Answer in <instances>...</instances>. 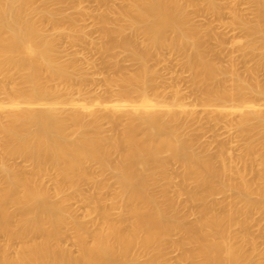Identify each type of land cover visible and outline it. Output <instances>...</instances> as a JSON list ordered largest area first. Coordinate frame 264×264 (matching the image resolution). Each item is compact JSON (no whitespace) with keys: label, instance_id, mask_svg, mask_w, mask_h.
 I'll return each mask as SVG.
<instances>
[{"label":"bare ground","instance_id":"6f19581e","mask_svg":"<svg viewBox=\"0 0 264 264\" xmlns=\"http://www.w3.org/2000/svg\"><path fill=\"white\" fill-rule=\"evenodd\" d=\"M94 1L0 0V264H264V0Z\"/></svg>","mask_w":264,"mask_h":264},{"label":"rangeland","instance_id":"374dc122","mask_svg":"<svg viewBox=\"0 0 264 264\" xmlns=\"http://www.w3.org/2000/svg\"><path fill=\"white\" fill-rule=\"evenodd\" d=\"M81 5H83L85 8H87L88 10H91L95 5V1L94 0H81ZM238 7H241V9L247 13V14H250V10L248 8V5L245 3V2H241V4L238 6ZM199 21L201 22L202 18H198ZM87 21H89V19H87ZM233 34L237 37L242 38L240 37L241 36V32L239 30H234L233 31ZM172 67V63L169 62L168 63V69H170ZM164 76H166V74L164 73ZM181 87L186 90V82L185 81H182L181 82Z\"/></svg>","mask_w":264,"mask_h":264}]
</instances>
